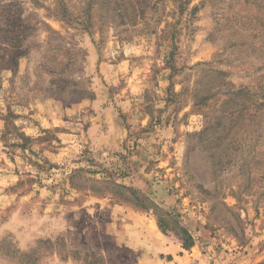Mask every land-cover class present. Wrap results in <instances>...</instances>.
<instances>
[{"label":"rangeland","instance_id":"rangeland-1","mask_svg":"<svg viewBox=\"0 0 264 264\" xmlns=\"http://www.w3.org/2000/svg\"><path fill=\"white\" fill-rule=\"evenodd\" d=\"M37 101L85 103L82 138ZM131 210L264 264V0H0V264H134L107 228Z\"/></svg>","mask_w":264,"mask_h":264},{"label":"crops","instance_id":"crops-1","mask_svg":"<svg viewBox=\"0 0 264 264\" xmlns=\"http://www.w3.org/2000/svg\"><path fill=\"white\" fill-rule=\"evenodd\" d=\"M47 105H50V103H46L45 108ZM84 105L85 103L75 104L71 106L73 109L61 113L62 115H59L56 118L53 108L44 109V105L37 101L35 102L34 108L43 106V110L47 111L48 116L46 117L45 115H41V113H37L35 114L34 120L42 129L60 128V132L57 136L61 143H73L71 140L72 137L82 138V135L77 136L73 133V128L64 127L65 124H71V121L68 122V120H65L63 117L65 115L73 116L76 110L79 111ZM96 118L97 117H95L94 121L91 122L86 129L87 132L85 133L84 140L89 144L91 143L94 146V149L100 150V153L102 154L105 153V151L109 152L107 150H111L113 145L115 147L116 144L119 143L118 137L120 136V133L118 131L117 133H110L106 130L105 132H100L99 130L94 131ZM75 120L79 119L73 117L72 121L74 122ZM72 124L80 126V123ZM26 126L25 131L27 134H32V136L37 135L36 130L33 129L31 124L27 123ZM97 128L98 127L96 126L95 129ZM76 130H79V128H76ZM67 138L70 140L67 141ZM70 147L74 148L75 145L66 146L62 149L63 151L61 155L64 154L65 150H70ZM59 156L60 155L57 154L55 158L60 159ZM113 215L115 217H111V221L108 223L107 227L108 231L121 246L137 253L134 264H189L191 260H198L200 264H207V262H209L208 264L220 263L215 254L205 253V255H202L198 246L192 247L189 250L183 249L178 240L159 231L155 219L151 216L132 210L123 213L113 212Z\"/></svg>","mask_w":264,"mask_h":264},{"label":"trees","instance_id":"trees-1","mask_svg":"<svg viewBox=\"0 0 264 264\" xmlns=\"http://www.w3.org/2000/svg\"><path fill=\"white\" fill-rule=\"evenodd\" d=\"M132 194H134L133 191H132ZM145 208H147V207H145ZM158 228L160 229L161 233H163V234L166 233V231H165L164 227L162 226V224L160 223V221L158 222ZM181 234H182V237H181L182 248L185 250H189L194 245L193 239H192L191 235L186 230L182 229ZM25 257H29V256H25Z\"/></svg>","mask_w":264,"mask_h":264},{"label":"built area","instance_id":"built-area-1","mask_svg":"<svg viewBox=\"0 0 264 264\" xmlns=\"http://www.w3.org/2000/svg\"><path fill=\"white\" fill-rule=\"evenodd\" d=\"M189 264H199L196 260H191Z\"/></svg>","mask_w":264,"mask_h":264}]
</instances>
